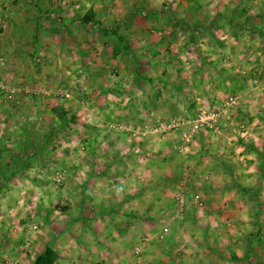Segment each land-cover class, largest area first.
<instances>
[{
	"label": "crops",
	"instance_id": "0c3cea01",
	"mask_svg": "<svg viewBox=\"0 0 264 264\" xmlns=\"http://www.w3.org/2000/svg\"><path fill=\"white\" fill-rule=\"evenodd\" d=\"M4 4L3 80L34 94L7 105L0 91V264L46 252L50 264H264V0ZM46 85L72 95L46 96ZM230 96L238 104L216 136L199 132L182 151L178 135L134 140L111 127ZM61 169L63 188L45 176ZM179 190L202 204L182 222ZM18 199L28 217L4 215Z\"/></svg>",
	"mask_w": 264,
	"mask_h": 264
},
{
	"label": "built area",
	"instance_id": "2783aa9c",
	"mask_svg": "<svg viewBox=\"0 0 264 264\" xmlns=\"http://www.w3.org/2000/svg\"><path fill=\"white\" fill-rule=\"evenodd\" d=\"M0 89L4 90V86H0ZM6 93H14L16 92L15 88H10L5 90ZM238 104V98L235 96H230L226 98L221 105L213 108V109H205L203 107L199 108L197 113L194 116L182 117L175 116L171 117L167 120L157 122L154 124H145L140 129L133 128L132 126H128L126 129L131 133L132 137L135 136H166V135H178L179 136V144L178 149L182 151L184 148L189 146L194 136L202 131H210L217 127L219 120L225 117L231 109ZM122 129V127H119ZM52 180L58 186H61L63 176L62 172H57ZM174 203H175V219L178 221H183L185 217V213L189 206H197L201 207L200 199L195 196L191 200H188L182 191H178L174 195ZM169 234V227L167 225L163 226L160 232L157 234L156 238L158 241H163ZM141 253V246H136L134 248V254L139 255Z\"/></svg>",
	"mask_w": 264,
	"mask_h": 264
},
{
	"label": "rangeland",
	"instance_id": "374dc122",
	"mask_svg": "<svg viewBox=\"0 0 264 264\" xmlns=\"http://www.w3.org/2000/svg\"><path fill=\"white\" fill-rule=\"evenodd\" d=\"M4 3H7V5H10V0H3V4H2V9H0V86H4V90L0 89V91H2V94H3V100H5V103L4 104H7V105H10L12 103V101H14V98L17 97V96H29L31 94H34L32 93V91L30 90V88H27L28 85H25L24 83H20L16 86H13V85H10L8 84L7 82H5L3 79H4V75L2 72H4L5 70H8V61H7V50L10 48V46L8 45L9 44V40H10V22H11V14L9 12H6V9L8 7H6V4ZM51 17H49L50 19H53L52 17L55 15L54 13H51L50 14ZM155 31H159V30H155ZM161 33H159V35L161 37H164L166 34L163 33L165 31H160ZM202 32L201 31H198V35ZM202 34V33H201ZM53 49H59V48H62L61 46H58V44H54L52 46ZM24 84V85H23ZM10 88H15L16 89V92L14 93H6V89H10ZM45 91H44V95H55V96H59V97H69V95L71 96L72 93L71 92H66L67 89L65 88H62V87H52L51 85H46L44 88H43ZM36 94V93H35ZM37 95V94H36ZM198 111V110H197ZM196 111V113H197ZM64 113H66V115H68L67 117V120H76V115L75 113L72 111V110H67V111H63ZM195 113V114H196ZM229 113V112H228ZM194 114V115H195ZM192 115V116H194ZM70 116V117H69ZM83 116V114L81 115V117ZM177 116V115H176ZM178 116H182V117H189L187 115H178ZM172 117H175V116H172ZM72 118V119H71ZM171 118V117H169ZM168 118V119H169ZM167 120V119H166ZM220 121V120H219ZM226 120H221L220 124L221 125H226ZM225 123V124H224ZM128 126H132L133 128H136V129H140L142 126L144 125H141V126H137V125H126V124H114V125H111L112 129L116 132H127L131 139H136V138H139V136H135V137H132L131 133L128 132L126 129L124 128H128ZM219 122H218V127H219ZM119 127H122L119 128ZM223 127V126H222ZM214 130V129H213ZM213 130H210L208 132L212 133ZM216 131V130H215ZM214 131V132H215ZM212 133L214 136H216V133ZM232 133V131H231ZM172 135V134H171ZM62 172V176H63V180H62V183L63 181H65L66 177H67V171L66 169H61V170H55L54 171H51V172H48V173H45V176L48 178V180H50V182L55 186V187H62L64 186V184H61V186H58L57 184H55V182L52 180V178L55 176V174L57 172ZM60 189V188H59ZM179 191H182V190H179ZM182 193L184 194V192L182 191ZM185 195V194H184ZM185 197L187 198L188 196L185 195ZM188 199V198H187ZM25 205H23V202L18 199L14 202L13 205L9 206L6 210H3L6 211L4 215L6 216H9V217H13L15 215H17L18 217L22 218V219H25L28 217V212L27 210L25 209ZM0 212H2V210H0ZM184 221V220H183ZM182 222V221H181ZM164 241V240H163ZM140 255V254H139Z\"/></svg>",
	"mask_w": 264,
	"mask_h": 264
},
{
	"label": "trees",
	"instance_id": "16d2710c",
	"mask_svg": "<svg viewBox=\"0 0 264 264\" xmlns=\"http://www.w3.org/2000/svg\"><path fill=\"white\" fill-rule=\"evenodd\" d=\"M50 252H46L43 256H40L36 260V264H50Z\"/></svg>",
	"mask_w": 264,
	"mask_h": 264
}]
</instances>
